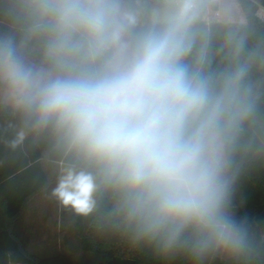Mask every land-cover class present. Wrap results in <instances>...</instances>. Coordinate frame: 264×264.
Returning <instances> with one entry per match:
<instances>
[{"label": "clouds", "instance_id": "9594fccd", "mask_svg": "<svg viewBox=\"0 0 264 264\" xmlns=\"http://www.w3.org/2000/svg\"><path fill=\"white\" fill-rule=\"evenodd\" d=\"M0 18L9 144L54 140L63 207L162 261L264 264V227L235 203L264 160V51L230 34L211 70L200 0H0Z\"/></svg>", "mask_w": 264, "mask_h": 264}, {"label": "trees", "instance_id": "16d2710c", "mask_svg": "<svg viewBox=\"0 0 264 264\" xmlns=\"http://www.w3.org/2000/svg\"><path fill=\"white\" fill-rule=\"evenodd\" d=\"M209 1L200 0L201 27L205 38L198 41L197 50L201 47L205 49L211 70H220L229 63L227 40L230 34L245 39V55L251 51H264V20L257 15L258 8L264 7V0H237L244 16L242 23L213 17L204 19ZM6 27L0 18V31ZM252 77L262 80L264 72L254 70ZM260 87L264 89V85ZM261 110L264 111V99ZM19 126V114L9 104L0 102V264H72L64 259L61 247L64 253L80 251L94 256L97 260L93 264H193L186 255L162 261L149 248H133L101 215L78 216L58 201L54 207L58 213V224L61 222L58 231L60 245L58 247L52 241L50 249L48 240L51 230L45 218L48 209L55 204L53 196L42 213L43 227L47 233L44 244L48 248L28 247L18 232L21 216L30 204L34 215L37 214L38 207L35 208L36 201L33 200L56 186L59 167L66 158L47 134L38 138L29 134L22 145L15 149L10 147L9 141ZM235 203L240 206V214L254 216V223L264 227V160L254 162L241 177ZM214 259L210 258L206 263L213 264ZM217 263L230 264L227 260Z\"/></svg>", "mask_w": 264, "mask_h": 264}, {"label": "crops", "instance_id": "0c3cea01", "mask_svg": "<svg viewBox=\"0 0 264 264\" xmlns=\"http://www.w3.org/2000/svg\"><path fill=\"white\" fill-rule=\"evenodd\" d=\"M263 7H259L257 14L262 11ZM210 10L213 13H210ZM215 18L217 20H228L230 22H244V16L238 5L237 0H210L204 15V19ZM225 18V19H224ZM237 19V20H236ZM46 208V207H45ZM45 208L41 211L44 213ZM37 217V216H36ZM35 217L33 222L31 214L26 215L25 219L18 224V231L21 238L28 247L48 248L44 242L47 240L46 229L43 227V219ZM39 219L41 222H39ZM36 236H38L36 238Z\"/></svg>", "mask_w": 264, "mask_h": 264}, {"label": "rangeland", "instance_id": "374dc122", "mask_svg": "<svg viewBox=\"0 0 264 264\" xmlns=\"http://www.w3.org/2000/svg\"><path fill=\"white\" fill-rule=\"evenodd\" d=\"M210 13H213V12L210 10ZM0 102L9 104V98H8L7 91L2 89V88H0ZM53 188H54V186H53ZM44 193H46V192H44ZM51 193H52V188L48 193L44 194L42 197L38 198L37 200L34 199L33 201H36L35 208L37 209V207H38L37 214L34 215L35 212L33 210V207L30 204L29 208L21 216L22 217L21 220L23 221L25 219L26 215H29V214H32L33 218H31V219L33 222L35 221L36 216L41 217L43 219V217L41 216V211H42V209H44L47 206L49 199H51V197H52ZM52 201L55 204H53V206L50 209H48V214H47L46 218L44 217L46 225L51 230L50 231L51 233H49V236L51 235V237L48 240L49 242H51V244L48 242L50 249H51L52 241H53V243H57L58 247L60 245L59 244L60 239L58 236V231H59L60 224H61V222H59L60 224H58V213H57L56 207H54V205L56 206L57 200L55 198H53ZM45 210H46V208H45ZM39 222H41L40 219H39ZM19 234H20V232H19ZM37 237L38 236H36V238ZM58 250H60V249H58ZM58 250H57V252H59ZM61 251L63 253L62 255H63L64 259L66 261L72 263V264H93L97 260L94 256H92V255L89 256L86 253H82L80 251H67L64 253L62 247H61ZM209 260H210V258L205 260V264H207L206 262H208ZM217 261H219V262L225 261V259L220 258V257H215L213 264H219V263H217ZM170 264H172V262H170Z\"/></svg>", "mask_w": 264, "mask_h": 264}, {"label": "built area", "instance_id": "2783aa9c", "mask_svg": "<svg viewBox=\"0 0 264 264\" xmlns=\"http://www.w3.org/2000/svg\"><path fill=\"white\" fill-rule=\"evenodd\" d=\"M257 15H258V17H260L261 19L264 20V7H263L262 11Z\"/></svg>", "mask_w": 264, "mask_h": 264}]
</instances>
